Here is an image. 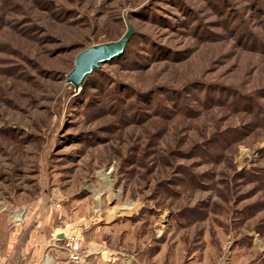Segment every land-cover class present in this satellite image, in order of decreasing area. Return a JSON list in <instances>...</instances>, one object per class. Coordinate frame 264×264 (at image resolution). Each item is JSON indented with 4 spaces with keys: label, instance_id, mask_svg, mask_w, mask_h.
Returning <instances> with one entry per match:
<instances>
[{
    "label": "rangeland",
    "instance_id": "obj_1",
    "mask_svg": "<svg viewBox=\"0 0 264 264\" xmlns=\"http://www.w3.org/2000/svg\"><path fill=\"white\" fill-rule=\"evenodd\" d=\"M40 221L100 264H264V0H0V258Z\"/></svg>",
    "mask_w": 264,
    "mask_h": 264
},
{
    "label": "crops",
    "instance_id": "obj_2",
    "mask_svg": "<svg viewBox=\"0 0 264 264\" xmlns=\"http://www.w3.org/2000/svg\"><path fill=\"white\" fill-rule=\"evenodd\" d=\"M22 216L26 223L30 217L29 212L22 213ZM37 223V225L28 224L24 226L21 229V233L18 231L19 228L22 227L19 226L21 223L15 226L18 228L15 229L16 231H13L14 238H11L7 243L4 256L0 258V264H44V255L48 254L55 257V259L59 261L58 264H76L68 261L64 254L58 252L56 248L53 247V243L49 242L52 239V237H50V234L53 233L52 228L51 231H41V221ZM78 264H100V262H94L92 258H89L87 261Z\"/></svg>",
    "mask_w": 264,
    "mask_h": 264
},
{
    "label": "water",
    "instance_id": "obj_3",
    "mask_svg": "<svg viewBox=\"0 0 264 264\" xmlns=\"http://www.w3.org/2000/svg\"><path fill=\"white\" fill-rule=\"evenodd\" d=\"M125 46L126 41L122 40L119 43L90 47L82 51L76 58L74 70L68 75V81L79 87L87 75L93 73L103 62L120 55ZM59 237L62 238L64 235L61 233Z\"/></svg>",
    "mask_w": 264,
    "mask_h": 264
},
{
    "label": "built area",
    "instance_id": "obj_4",
    "mask_svg": "<svg viewBox=\"0 0 264 264\" xmlns=\"http://www.w3.org/2000/svg\"><path fill=\"white\" fill-rule=\"evenodd\" d=\"M61 233L64 235L62 238L59 237ZM79 234L80 233L75 229H71L70 232L61 230L53 234L52 238L53 247H55L58 252H62L68 261L76 264L87 261L94 252V250L92 251L90 248L83 245L82 238ZM43 260L44 264L59 263L51 254L44 255Z\"/></svg>",
    "mask_w": 264,
    "mask_h": 264
},
{
    "label": "trees",
    "instance_id": "obj_5",
    "mask_svg": "<svg viewBox=\"0 0 264 264\" xmlns=\"http://www.w3.org/2000/svg\"><path fill=\"white\" fill-rule=\"evenodd\" d=\"M91 74H92V73H91ZM87 76H88V75H87ZM87 76H86V77H87ZM86 77H85V79H86ZM91 83H92V82H91ZM91 83H89V84L87 83V84H86V82H84V83H83V88H82V89L85 90V89H87L88 87L92 86Z\"/></svg>",
    "mask_w": 264,
    "mask_h": 264
}]
</instances>
